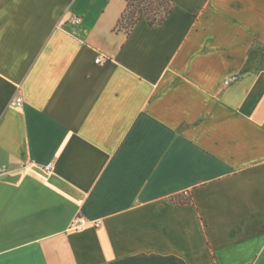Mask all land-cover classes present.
<instances>
[{"label": "crops", "instance_id": "crops-1", "mask_svg": "<svg viewBox=\"0 0 264 264\" xmlns=\"http://www.w3.org/2000/svg\"><path fill=\"white\" fill-rule=\"evenodd\" d=\"M170 1L0 0V264H264V0Z\"/></svg>", "mask_w": 264, "mask_h": 264}, {"label": "trees", "instance_id": "trees-1", "mask_svg": "<svg viewBox=\"0 0 264 264\" xmlns=\"http://www.w3.org/2000/svg\"><path fill=\"white\" fill-rule=\"evenodd\" d=\"M172 9L173 5L170 0H127V6L116 29L131 32L136 23L144 17L151 25L161 24Z\"/></svg>", "mask_w": 264, "mask_h": 264}, {"label": "built area", "instance_id": "built-area-1", "mask_svg": "<svg viewBox=\"0 0 264 264\" xmlns=\"http://www.w3.org/2000/svg\"><path fill=\"white\" fill-rule=\"evenodd\" d=\"M81 19L79 17H76L75 18V21L76 22H79ZM97 62H100L101 61V57L97 58L96 59ZM236 77H231V78H228L226 79V83H229L230 81L234 80ZM17 103L18 105H21L22 104V99L21 98H18L17 100ZM45 169L47 171H52L53 169V164L52 163H49L45 166ZM95 224L96 226L100 225L101 221L100 220H94V221H91L89 220L88 218H86L85 216H78L75 221L72 223V228H82L83 226L87 225V224Z\"/></svg>", "mask_w": 264, "mask_h": 264}]
</instances>
